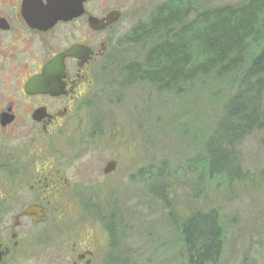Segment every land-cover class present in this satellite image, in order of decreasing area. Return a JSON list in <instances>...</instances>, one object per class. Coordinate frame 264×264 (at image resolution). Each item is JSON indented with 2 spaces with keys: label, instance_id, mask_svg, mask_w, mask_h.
<instances>
[{
  "label": "flooded vegetation",
  "instance_id": "af4514ba",
  "mask_svg": "<svg viewBox=\"0 0 264 264\" xmlns=\"http://www.w3.org/2000/svg\"><path fill=\"white\" fill-rule=\"evenodd\" d=\"M53 1L0 0V264H121L113 220L89 204L102 187L81 183L72 154L123 13L119 0H61V18L45 12Z\"/></svg>",
  "mask_w": 264,
  "mask_h": 264
},
{
  "label": "rangeland",
  "instance_id": "374dc122",
  "mask_svg": "<svg viewBox=\"0 0 264 264\" xmlns=\"http://www.w3.org/2000/svg\"><path fill=\"white\" fill-rule=\"evenodd\" d=\"M165 1L119 0L120 46L80 118L82 142L72 154L81 183L89 190L102 187L101 196L89 204L105 208V221L113 220L121 264H184L173 218L180 223L213 209L227 229L222 255L214 264H264V129L238 147L240 179L209 181L195 167L204 138L234 92L228 82L206 77L176 95L145 82L128 84L120 77V69L144 52L142 46L128 43L127 35ZM244 1L201 0L204 7ZM109 160H115L117 168L106 176L103 169ZM162 189L165 198L154 193Z\"/></svg>",
  "mask_w": 264,
  "mask_h": 264
},
{
  "label": "trees",
  "instance_id": "16d2710c",
  "mask_svg": "<svg viewBox=\"0 0 264 264\" xmlns=\"http://www.w3.org/2000/svg\"><path fill=\"white\" fill-rule=\"evenodd\" d=\"M126 41L144 48L141 58L120 69L128 84L145 82L159 92L184 95L206 77L228 82L234 92L204 138L195 167L209 181L240 179L238 147L264 129V0L215 7H204L201 0H167L149 20L137 23ZM154 193L162 196L164 189ZM172 223L184 264H214L221 257L227 229L218 210Z\"/></svg>",
  "mask_w": 264,
  "mask_h": 264
},
{
  "label": "water",
  "instance_id": "95a60500",
  "mask_svg": "<svg viewBox=\"0 0 264 264\" xmlns=\"http://www.w3.org/2000/svg\"><path fill=\"white\" fill-rule=\"evenodd\" d=\"M61 0H56V1H53L51 2V10H50V7H49V10H45V12H49L51 13V15H57V16H60L61 18L64 17V15L66 13H68L69 11L65 10L64 7H58L59 6V2ZM73 11V10H72ZM71 11V12H72ZM117 13H119L118 11H116ZM60 17H58L57 19H59ZM57 19L55 21H57ZM47 22H49V20L45 19ZM72 56V55H75V48H71V49H68L66 50L65 52H63L59 57L55 58L47 67H46V70L44 72V75H42V78L43 77H47L49 74V70L51 68H54L56 65L55 62H58V63H62V61H64V58L66 56ZM48 74V75H47ZM116 166H117V163L115 160H109L107 163H106V166L104 168V173L105 174H108V173H111L112 171H114L116 169Z\"/></svg>",
  "mask_w": 264,
  "mask_h": 264
}]
</instances>
